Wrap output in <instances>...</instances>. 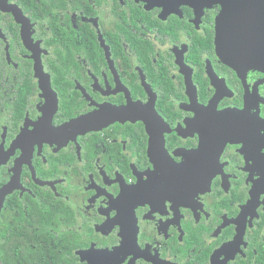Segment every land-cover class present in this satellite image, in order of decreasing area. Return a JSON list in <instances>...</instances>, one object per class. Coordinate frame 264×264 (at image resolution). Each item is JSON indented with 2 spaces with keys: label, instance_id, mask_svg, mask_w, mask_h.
Wrapping results in <instances>:
<instances>
[{
  "label": "flooded vegetation",
  "instance_id": "1",
  "mask_svg": "<svg viewBox=\"0 0 264 264\" xmlns=\"http://www.w3.org/2000/svg\"><path fill=\"white\" fill-rule=\"evenodd\" d=\"M214 0H0V264H264V59Z\"/></svg>",
  "mask_w": 264,
  "mask_h": 264
},
{
  "label": "water",
  "instance_id": "2",
  "mask_svg": "<svg viewBox=\"0 0 264 264\" xmlns=\"http://www.w3.org/2000/svg\"><path fill=\"white\" fill-rule=\"evenodd\" d=\"M223 6L218 19L217 46L224 59H264V0H214ZM0 148V165L3 159ZM9 188L0 194V213Z\"/></svg>",
  "mask_w": 264,
  "mask_h": 264
}]
</instances>
